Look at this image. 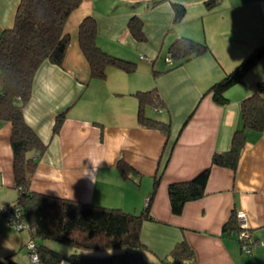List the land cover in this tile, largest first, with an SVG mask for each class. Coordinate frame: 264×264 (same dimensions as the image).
I'll use <instances>...</instances> for the list:
<instances>
[{"label":"crops","instance_id":"obj_1","mask_svg":"<svg viewBox=\"0 0 264 264\" xmlns=\"http://www.w3.org/2000/svg\"><path fill=\"white\" fill-rule=\"evenodd\" d=\"M154 1L160 2L150 6ZM20 2L0 0V36L14 26ZM173 3L186 6L178 23ZM88 16L97 21L98 45L136 63L134 72L109 67L104 79L92 77L79 42L80 24ZM133 16L143 21L145 41L129 31ZM64 33L70 42L63 66L43 62L24 106L27 123L47 146L31 190L133 214L149 205L152 219L141 230L149 264H164L182 241L195 253L186 264H264V130H247L238 168L213 166L206 195L187 203L182 214H173L168 192L170 184L209 168L213 154L230 150L235 132L244 127L241 104L250 84L264 80V57L243 83L227 91L228 103H216L208 91L264 45V0H82ZM179 37L210 51L182 65H170L166 57L165 65L142 59L156 60ZM155 87L165 106L148 107L147 115L169 121V134L138 120L135 93ZM62 114L63 126L54 133ZM11 135L12 123L0 119V207L15 205L19 196ZM121 158L135 170L127 179L117 168ZM156 177L160 182L153 193ZM238 211L249 218L250 252L243 251L238 229L224 230ZM30 239L31 232L14 230L0 213V260L30 264Z\"/></svg>","mask_w":264,"mask_h":264},{"label":"trees","instance_id":"obj_2","mask_svg":"<svg viewBox=\"0 0 264 264\" xmlns=\"http://www.w3.org/2000/svg\"><path fill=\"white\" fill-rule=\"evenodd\" d=\"M82 0H21L14 26L4 30L0 36V119L12 123L11 146L15 186L19 196L15 203L23 218L33 228L31 238L38 242L41 264H62L68 260L73 264H149L141 239L142 224L152 219L149 205L144 212L133 214L121 208H109L67 198L37 193L31 190L32 179L39 164V156L46 150V144L30 127L24 116V106L32 97L33 82L43 62L50 59L63 66L70 39L64 33L72 12ZM160 1L150 3L155 6ZM175 23L186 16V6L173 3ZM130 33L138 40L145 41L143 21L138 16L130 18ZM79 42L86 56L94 78L104 79L109 67H116L127 73L137 69V64L114 56L98 45V24L94 17L83 19L79 27ZM176 65L210 51L208 45L187 37H179L169 46ZM264 57V45L251 52L234 70L216 82L208 92L218 104H226V93L237 84ZM250 95L241 104L244 127L233 136L230 150L216 152L211 166L195 178L169 185L168 192L173 214L183 213L187 203L206 195V186L213 166L236 170L247 143V130H264V80L250 84ZM138 120L149 128L160 129L166 134L171 130L169 121H161L147 115V108H163L164 101L157 87L138 91ZM65 115L58 116L54 133H59ZM117 168L124 178L135 170L122 158ZM160 178H155L154 191ZM150 204V203H149ZM238 229L236 214L226 223L224 230ZM51 240L69 244L76 249L66 256L44 243ZM116 250L101 255L98 252ZM171 257V261H169ZM164 264H186L195 260V253L186 241L176 245ZM0 264H21L13 259L0 260Z\"/></svg>","mask_w":264,"mask_h":264},{"label":"built area","instance_id":"obj_3","mask_svg":"<svg viewBox=\"0 0 264 264\" xmlns=\"http://www.w3.org/2000/svg\"><path fill=\"white\" fill-rule=\"evenodd\" d=\"M142 59L149 60L148 57H144V56H142ZM166 62L170 65L175 64V60L173 59L170 53L166 57ZM0 213L2 214L7 224L10 227H12L14 230L18 232L25 230L29 232L33 231V228L23 218L22 212L18 206L16 205L2 206L0 207ZM236 217L239 225L237 239L238 241H240L243 251L250 252L252 245L254 244V239L252 236V230L250 227L248 215L245 211H238L236 213ZM26 249L30 264H41L38 254V242L35 239L31 238L27 242Z\"/></svg>","mask_w":264,"mask_h":264},{"label":"rangeland","instance_id":"obj_4","mask_svg":"<svg viewBox=\"0 0 264 264\" xmlns=\"http://www.w3.org/2000/svg\"><path fill=\"white\" fill-rule=\"evenodd\" d=\"M168 55H169L168 48H165V49H163V51L160 53L159 57L156 60L151 57V58H149V60H146V61H148L150 63L155 61L156 65H165V57H167ZM47 244L50 248H52L58 252H61L64 255H70L73 251H76V249L69 244L59 243V242L51 241V240H49ZM114 252H116V250L98 252L97 254L107 255V254H111Z\"/></svg>","mask_w":264,"mask_h":264}]
</instances>
